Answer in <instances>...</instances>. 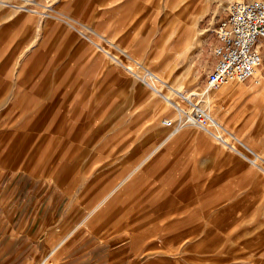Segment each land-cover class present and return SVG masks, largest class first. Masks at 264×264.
<instances>
[{
	"label": "rangeland",
	"instance_id": "rangeland-1",
	"mask_svg": "<svg viewBox=\"0 0 264 264\" xmlns=\"http://www.w3.org/2000/svg\"><path fill=\"white\" fill-rule=\"evenodd\" d=\"M232 2L0 0V192L12 191L16 173L51 174L46 181L68 192L64 202L74 218L68 243L78 232L96 235L122 264H264V184H237L223 174L222 194L208 178L200 187L185 178L160 186L166 175L159 174L177 173L172 158L156 162L185 130L167 142L173 129L163 119L175 120L178 112L141 79L147 70L161 72L168 80L159 84L163 94L173 85L174 102L189 108L182 95L193 93L194 102L222 120L220 104L213 98L209 107L194 92L206 91L216 29ZM221 89L207 92L209 98ZM161 103L169 114L158 116ZM214 131L230 144L239 138L264 168V153L228 128ZM210 137L264 179L263 170ZM141 174L157 175L136 183Z\"/></svg>",
	"mask_w": 264,
	"mask_h": 264
},
{
	"label": "crops",
	"instance_id": "crops-1",
	"mask_svg": "<svg viewBox=\"0 0 264 264\" xmlns=\"http://www.w3.org/2000/svg\"><path fill=\"white\" fill-rule=\"evenodd\" d=\"M173 27L167 28L166 35L173 31ZM180 30H183V36L189 33L188 28ZM103 38L107 39L106 36ZM258 46L263 54L264 40H261ZM235 82L238 81L233 80L230 88L214 96L220 104V110H223L220 115L222 120L218 119L226 128L245 139L252 148L264 153V76L261 74L238 82L241 84ZM169 113V108L161 103L158 116ZM46 128L49 131L53 129L50 125ZM183 130L185 131L172 141L156 162L162 166L168 158H172L173 172L177 173L159 174V177L166 175L160 179V186L173 187L179 184L176 180L185 178L189 180L188 186L191 188L196 182L200 187L203 180L208 178L213 181L218 194L222 192L224 185L223 174L236 180L233 182L237 184L246 182L250 187L264 184V179H259L256 175L259 174L256 167L249 166L244 160L223 148L224 146L221 147L204 130L187 127L176 135ZM38 173L40 175L16 173L11 182L15 184L12 191L0 192V211H4L0 215V264H122V256L118 252L112 254L113 247L110 249L104 246L105 241L96 235L78 232L79 236H74L68 243L67 238L72 235L74 219L70 215L71 205L64 202L68 192L57 185L56 188L52 187L53 185L46 181L47 175L51 174H44L43 171ZM156 175L141 174L138 181L145 176L149 178ZM52 177L57 180L64 177L65 180L70 178V174H53ZM62 184L70 189L73 187V183L68 181ZM51 191L53 192L47 198ZM199 194L200 192L196 195ZM199 198L194 201H199ZM62 206L64 210L59 215ZM93 233L99 235L97 232ZM131 241L133 244L134 239ZM118 242L120 241L114 243Z\"/></svg>",
	"mask_w": 264,
	"mask_h": 264
},
{
	"label": "built area",
	"instance_id": "built-area-1",
	"mask_svg": "<svg viewBox=\"0 0 264 264\" xmlns=\"http://www.w3.org/2000/svg\"><path fill=\"white\" fill-rule=\"evenodd\" d=\"M216 35L218 40L214 49L216 62L207 76L206 92L219 90L231 80L244 82L254 77L262 66L263 56L258 45L261 40H264V1L232 2L228 7L227 16L216 29ZM146 74L148 77L152 75L149 70ZM186 102L190 109L178 106L177 119L164 120L163 125L173 129L175 133L186 127H198L217 136L214 128L219 123L209 108L203 107L200 102H194L190 98H187ZM222 132L226 134V129ZM222 137L217 141L226 144L230 149L233 148V152L240 154L245 160L254 163L264 171V168L259 165L262 159L259 154L243 144L241 140H238L239 138H236L237 140L233 138L232 145L225 142L223 135ZM238 146L242 148L239 149Z\"/></svg>",
	"mask_w": 264,
	"mask_h": 264
},
{
	"label": "bare ground",
	"instance_id": "bare-ground-1",
	"mask_svg": "<svg viewBox=\"0 0 264 264\" xmlns=\"http://www.w3.org/2000/svg\"><path fill=\"white\" fill-rule=\"evenodd\" d=\"M231 1H235L236 2V0H231ZM239 1H242V0H239ZM3 2V1H2ZM18 7V6H17ZM29 9V8H28ZM28 9H27V11H28ZM30 11V10H29ZM37 12H39V11H37ZM68 17V16H67ZM68 19V18H67ZM74 19V18H73ZM72 20V19H71ZM72 21H74V20H72ZM75 22V21H74ZM77 22V21H76ZM79 25H81V24H79ZM84 25V24H83ZM78 30H80V29H78ZM80 32V31H79ZM107 40V39H106ZM93 41V40H92ZM111 42V41H110ZM97 43V42H96ZM111 43H113V42H111ZM97 45H99V44H97ZM102 47V46H101ZM123 51V50H122ZM106 52V51H105ZM125 52V51H124ZM127 54V53H126ZM128 55V54H127ZM126 68H127V70L128 71H130V72H132V73H135V69H134V67H132V66H125ZM146 69V68H145ZM168 69V68H167ZM147 72V71H146ZM261 71H259V70H257V72H256V74H255V76H259V75H261V73H260ZM152 73V75L151 76H147V74H146V76H144L143 78H141V79H143L145 82H146V84L149 86V87H151L152 89H153V91H155V93H159L160 95L162 94L163 95V97H164V100L169 104V105H171V106H173L176 110H177V112H178V106H181V107H183L180 103H176V102H174V100L172 99V95L175 93H179L177 90H176V88L173 86V85H169V86H167V87H169L168 89H169V91H170V93H168L167 95H165V94H163V92H162V89L164 88H160V86H159V84L160 85H168V80H167V78H165L163 75H162V73L160 74L159 73V71H154V72H151ZM164 73V72H163ZM136 75V74H135ZM232 83H233V80H231V81H229L227 84H225L223 87H222V89H221V91L220 92H225V90H227L228 88H230L231 86H232ZM220 90V89H219ZM219 91H217L216 93H218ZM196 93V95L197 96H200V97H204L207 101V104H209L210 105V107H211V99H213V98H215L213 95H212V98H209V96L210 95H208L207 94V92L206 91H203V92H194V94ZM206 94L208 95V99H207V97H206ZM178 95V94H177ZM182 95V94H181ZM194 95H193V93H191V94H189L188 96H185V95H182V98L185 100L184 102H186V99L187 98H190L191 100H192V97H193ZM215 100V99H214ZM213 101V100H212ZM187 103V102H186ZM188 104V103H187ZM213 106V105H212ZM184 108V107H183ZM218 121V120H217ZM218 123H219V125L216 127V128H220L221 126L220 125H222L219 121H218ZM220 129H222V130H225L224 128H220ZM208 133V132H207ZM211 136H213L215 139H219V138H223L221 135H219L218 136V134H217V136L216 135H214V134H211V133H209ZM174 135H176V133L174 132V131H172V132H170V134H169V136L167 137V142H168V140L170 139V138H172V136H174ZM220 140V139H219ZM224 140H225V142H227V143H229L228 141H227V139H225L224 138ZM230 144V143H229ZM244 144V143H243ZM162 145H163V143H162ZM226 145V144H225ZM232 148V147H231ZM233 149V148H232ZM259 158H260V156H258ZM245 158H248L247 156H245ZM251 158V157H250ZM249 159V158H248ZM252 159H254V158H252ZM256 163V162H255ZM254 164V163H253ZM256 166V165H255ZM138 171V166L137 167H135L134 168V170L132 171V173L128 176V178L125 180V181H128L136 172ZM138 182V180L136 181V183ZM124 183H120L116 188H114L113 190H112V192L110 193V195L106 198V199H104L92 212L94 213V212H96L104 203H106L107 201H109L110 199H111V197L113 196V194L116 192V191H118V190H120L121 188H123V185ZM123 185V186H122ZM91 215V214H90ZM93 215V214H92ZM91 217V216H90ZM86 218H88V216L86 217ZM122 229V228H121ZM116 233H117V231H116Z\"/></svg>",
	"mask_w": 264,
	"mask_h": 264
}]
</instances>
